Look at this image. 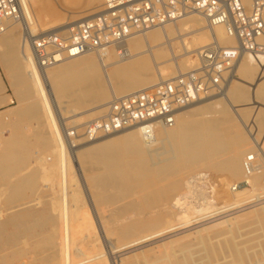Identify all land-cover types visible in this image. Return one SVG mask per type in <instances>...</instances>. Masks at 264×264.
<instances>
[{"label": "bare ground", "instance_id": "1", "mask_svg": "<svg viewBox=\"0 0 264 264\" xmlns=\"http://www.w3.org/2000/svg\"><path fill=\"white\" fill-rule=\"evenodd\" d=\"M22 1L24 3V7H25V12H24L25 20H22L21 22L8 20L7 21L8 29L5 33L2 34L3 37L1 38V43L5 44L8 47H11V45L14 46L15 38H17L16 49H14L17 51V53L10 56V60L14 61V63L16 62V65L19 68V70L16 74L18 75V78L21 82L22 92H25V95L32 97L33 102H34L33 104H35L34 116H36L37 118L43 119L42 121H44V126H45V128L47 130V134H48V136L45 137V139H46L45 145H47L49 147V149L47 150L48 152H44L43 154H41L39 158L35 159L34 163L40 165L39 167H40L41 172H42L41 179H44L43 181H45L47 183V186L50 187V189L53 191V195H54L50 199L51 200L50 211L56 212L57 215L55 214L56 217L54 218L53 217L54 213H52V214L50 213L51 215L49 214V217H51V219H52V217L54 219L58 218V223L57 224L55 223L56 225H54V227L52 226V229H53L52 232L58 233V234L57 233L56 234L58 235L59 241L57 242L55 240L54 241L52 240V239H54V238H52L54 236V234H53L51 237L52 241L50 240L48 242V243H52V244L56 245V247H57V249H56L57 251L54 250L55 253H52V255H50L51 260L52 259H54V260L59 259L60 264H111L110 262H108L105 259V257L107 256V255H104L105 250H103V248L105 246L104 247L102 246L105 243L100 246V244H101L99 242L100 240H97V239L94 241L90 240L91 243H89L87 246H85L84 242L80 243L81 239H79V237L80 236L84 237L85 235H87V234H85L83 236L84 233L89 234V239L90 238L94 239L96 237V234L98 235L97 227H99V226H100L102 232H104V233L106 232L105 237L112 238L111 236H114L118 240V242L119 241L121 242L120 244H118L119 247L117 250H113L116 248V246H114L115 244L113 245L112 243H110V244H112V246H111L112 252H110V251L109 252L112 255L111 259L114 260L115 258H118L119 256L114 255L113 252L119 251L121 249H128L132 246H135L139 243L147 241L151 238L154 239V237H156V236L158 237L159 235H162V236H160L162 238L163 235H165V233H169L172 231H174V233H175L176 230L180 229V227H183V226L185 227V226H187V224H190V223L193 224V222L197 223L199 221V224L197 223L198 225H195V226L193 225L194 226L193 228H197V227L201 226L200 230L195 229V231H197L199 233V231L205 230L207 238H210V236H208V233L206 232V230H208V232L210 231V233H211V231H214L219 226H224V225L231 226V225H233L235 223L236 219H238L240 217L243 218V216H245V215H247V216L253 215V217H257V216H260L263 214L259 210H262L264 208V200H263L264 193H262L261 195L259 194L258 196L255 193L256 194L255 195L253 193V192H255L253 190V189H255V186L253 184V189L247 188V187L243 188L244 186H242L241 187L242 189L232 190L233 193L231 192L230 196L228 197L227 193L230 189L229 187H231L230 186L231 183L229 180L223 178L219 174H217L218 176H220L218 179H215L216 176H215V178L214 177L211 178L212 175L210 176L209 174H205L203 177V180H201L202 183H205V184H203L205 186H206V184L208 186L209 185L208 183L213 184V185H211V184L210 185H211V187L214 186L213 187L214 188L213 193H215V196H214V194L211 193L212 191L211 192L209 191V190H211L210 189L211 187L209 186V190H207V192L209 191L211 194H213L214 197L210 198L211 200L206 202V204H204V206L195 205L190 200H188V194L191 192V187H192L190 184L191 181H189L187 183V187H189V189L180 193L181 195H179V196H181V197H174L168 205L166 202H167V199H169V197L172 195V193L174 191H177L181 187V181H180V179L177 178V176L179 174H181L182 172H185V171H193L196 168H198L200 166H204L206 164H209V167L213 168L217 172H222V173L226 174L230 178H237L241 175L242 176L245 175L246 177H249V179L255 180V182H256L257 179H259V177L262 178L264 176V164L259 163V161L261 162L262 158L264 159V139H261L260 142L257 141L258 146L257 145L256 146L258 147V149L256 151L255 150L252 151V153L257 152L255 155L257 160L254 163L248 162L249 156L246 157L247 150L242 146V144L238 143L234 139H231L230 141L228 140L229 141L228 143H222L220 139H216V140L213 139L216 134H218V133L220 134L221 131H223V129L228 126L227 124H230L232 122L231 118L227 115V112L224 110V108H227V104H226L227 102H229L230 104L231 103L233 104V102H235L237 104V106L239 107V109L241 110V112L243 113L244 118H248V116L249 117L252 116V118H253L252 119V122H253L252 126L254 127V129H256L257 131H260V132L263 131L264 127H262V125H264L263 124L264 118L259 117L258 114H260V112H259L260 110L264 111V77L263 78L260 77L258 80H256L257 86H256V89L253 88V90H250L244 84H240L239 87H237V90L233 91L232 84L233 83H235V84L245 83L249 79L256 78L257 77L256 73H258V69L251 68L249 66L248 62L250 63L251 61H253V62L254 61H261V60H264V58L258 59V58H255V57H252V56L246 54L244 56H241L238 59L237 63L235 64V66L231 70V75L236 70L238 62L243 57L250 56V58L245 57L241 60L239 66H238V70H237V73H239V77H235L232 81H230L231 83L229 81L226 83L224 91L222 92L224 94H221L222 97L224 96L223 102L221 103V101H219V100L216 102L215 101L210 102V104L212 103L215 105V108L220 109V114L213 117L210 121L211 124L216 126V129H215L216 132H214V134H212L211 137L205 138L200 134V132L192 131L191 126L189 124V120L191 117H190V114L187 110L182 112V118H181V121L179 123H178V117H177V121H176V124L174 126H172V127L159 126L156 129L155 136L152 140H147L146 137L143 135L142 131L137 127L127 128V129L136 130V131L127 132L128 135L125 138V141L127 142V144L133 149L135 154H143L145 156V159H146L145 164H146V166H148L152 170L153 176L155 178H158L159 180L161 179V180H167L168 181L167 185H164V186H161L158 188H154L151 191L150 196H146V198H145V202H148V203L152 202L153 204L160 203V205L162 204V206L155 213L154 222L152 224L151 223L144 224L141 222H129L127 224H121V222L124 221V219H126L125 217L120 216V217L116 218V217L111 216L110 218H107L104 221L101 219V225H100L99 218H98L97 214H95L94 216L88 215L89 213H91L88 210L89 209L88 203L90 201L88 202L84 196L83 186H82L84 184H81V181H80L81 179H79L77 174H76V169H75V165H74L75 162L73 161V154L75 153V151H76V153H78L84 149H87L91 145H89L85 148L79 149L77 140L74 141V143H75L74 145H73V143L69 142L68 135H67V132L70 131V129L68 128L69 123H67L68 117L63 116V111H65V110L63 108L61 109V101L58 100L59 98L57 99V96L55 94L56 93L55 92L56 87L57 86H65L67 84L69 85V83L71 81L75 80L78 73L73 72V70H75L76 68L77 69H85V68H89V67L95 68L94 66L100 65L101 68L103 69V74H104V79L102 80V78H101V84L104 81H106V83L109 84V86H111L112 98H114L115 96L127 95L130 93H133V90L138 91L140 89L156 85L157 83H159L162 80L170 79V78L176 76L180 72H185V70H190V68H194L196 66L195 64H197V62H196V60H193L190 57V55L192 53H197V51L200 48H203V47L209 45L215 37L219 40V42L221 44L227 45V46H233V47H235L237 45V40L234 37L230 36L223 26H216L215 29L212 30L211 28H209L207 26V22L204 19V17H202L198 13H195V15L194 14L188 15V16H186V17H184L178 21L168 23V24L161 26V27H156V28H152V29H149L146 31L134 33L133 35H131L128 38V40L123 45H113V46L107 48L106 50L101 51L100 54L99 53H88V54H84V55L77 56V57H71V58L63 59L62 61L58 62L57 64H55L51 67L42 68L36 62L35 55L33 52V47L31 45V43L26 41L24 38V34H23V29L25 28L24 21H26L30 25V29L34 35L38 34L37 33L38 30H42L43 32H56L55 30L51 31L52 29H54V27H56V26H51V24L54 22L56 23V21L58 22L59 20H61V16L62 15L66 16V13L64 14V12H62L61 8H63V7L59 8L58 6L55 5L56 2H55V4L52 3L53 2L52 0H22ZM89 1H90V5L88 8H86V10L84 9L82 11H79V10L70 11L71 17L76 20V21H72L74 24H78V23L82 22L84 19H87L85 15H84L85 17L82 16L84 13H87L88 15H93L94 13L97 14L96 12L99 11V7L102 6L101 4H100V6L94 4L95 1H93V0H89ZM33 6H35V8H33ZM63 9H65V8H63ZM193 16H197L195 18L193 24L196 26H199V28L191 29L189 32L185 33L183 35V37H177V36L171 37L170 36L171 33L166 32L165 28H167V27L172 28L171 26L177 25L179 22H181V21L183 22L186 19H188L189 17H193ZM62 18L63 19L61 21L64 22L63 20H65V19H64V17H62ZM61 21H59V22H61ZM65 22L62 24L63 25L66 24ZM204 23H205V26L203 25ZM18 24L22 25V34L19 33V28H17ZM187 24H188L187 21L183 22L182 26H183L184 30L189 29L191 27V26L187 27L186 26ZM69 26H70V24H69ZM65 27H66V25H65ZM65 27L62 26V28H65ZM178 28H179V25H178ZM172 29H174V27ZM67 30L69 31L70 29H67ZM200 30H204L205 33L203 32L200 34H196V33H199ZM174 31L175 30H172L173 36L175 35ZM192 33H193L194 40L192 43L191 42L189 43L186 39H187V36L192 35ZM18 39L20 40L19 43H18V41H19ZM177 40L180 42V44L184 48L183 49V50H185L184 56L187 58V59L184 58L187 62L184 65V68H182V69H181L180 65L178 66L179 69L176 66V62H177L178 58H177V54H175V52H174V50L176 49L174 44H175V41H177ZM19 44H20V46H19L20 50L18 47ZM194 45L195 46L198 45V46L193 48ZM10 50H12V48ZM93 55H95V56H93ZM163 59L164 60L165 59L166 60L172 59L173 63H171L169 61V64L160 66L161 60H163ZM150 61L154 65L155 69L157 70L156 75L159 79L158 82L156 81L157 83H155V80L154 81L152 80V75L150 73L148 74V73L144 72V71L148 72V70H150L149 63H148ZM121 65L125 66L127 69L130 70V72H128V73H130L131 76H130V74L128 75L126 73L123 77H127V76L129 77L130 76L129 78L128 77L125 78V80H123L119 84H113V80L115 78H118V70L121 69L120 68ZM139 69L144 70V71L142 72ZM166 74H171L173 76L169 77V76H166ZM2 87L3 86H2L1 81H0V91L2 90ZM227 90H228V94H226ZM119 94H122V95H119ZM229 94L231 95V97L228 98L227 95H229ZM216 95H220V94H216ZM208 98H210V97H208ZM208 98H205V99H208ZM205 99L195 101V102L187 105L186 107L194 105L195 103H200V102L204 101ZM28 103H29V101H28ZM106 105H107V103L101 104V106L92 108V109H90L84 113H87L86 115H89V116L94 115L99 111H105ZM186 107H184V108H186ZM184 108H182L180 110V112ZM66 112H65V114H66ZM72 112H75V111H72ZM180 112H179V114H180ZM84 113H81V115H83ZM179 114H178V116H179ZM74 115L77 116L80 114L75 113ZM36 117H35V119H36ZM79 118L81 119V116H79L78 119ZM11 119H12L11 116H7L6 119L4 117H0V124H2L4 122H10ZM4 124L0 125V126L5 127ZM84 124L85 123H82L81 125L79 124L78 126H83ZM4 129H6V128H4ZM82 129H83V127H82ZM127 129H125V130H127ZM4 131L3 132L1 131V133H4ZM122 131H124V130H121L119 132H115L112 134H108V135L117 134V133H120ZM6 133H8V132H6ZM5 135L7 136V134H5ZM103 136L107 137L106 135H103ZM137 137H139L138 139H140L142 144H139ZM0 138H1V136H0ZM6 138H8V137H6ZM6 138L3 137L0 140V148L2 147L1 144L4 145V149L0 150V173H1L0 178L1 179L3 178V180L5 179L8 181L10 179L9 177L11 176V174L15 171L14 165H17L20 162H22L24 164V162H26V160H28L31 157H30V154L27 155V157H25V153H26L25 151H24L25 153L17 151L22 146V144L20 143L21 138H19L17 136H10V138H8L9 140ZM101 138H102V136H101ZM97 139H95V140L97 141ZM99 139H100V137H99ZM110 139H113V138H109L108 140H106V142H109ZM160 139H161V142H159ZM255 139H256V137H255ZM95 140H92V141L95 142ZM88 143H92V142H88ZM88 143H86V144H88ZM74 147H77V149ZM80 147H83V145L82 146L80 145ZM221 147L224 149L228 148L229 150H231V149L235 150V153L231 154L226 159L217 160V159H215L216 157H215L214 152L216 150L220 151L219 148H221ZM124 152H125V150H124ZM13 157H16L17 160H13L12 159ZM124 158H126V157H124ZM249 179H245V180H247L248 183L251 185V183H250L251 180L249 181ZM5 180L1 184H4V182H6ZM198 181H200V180H198ZM10 184H11V182L10 183L8 182V185H6V186L9 187ZM188 184H190V185H188ZM195 184H196V182H195ZM4 185H1V187ZM85 185H86V183H85ZM200 185H201V183H200ZM201 186H200V188H201ZM23 187L24 186L22 184L17 185V183H16L15 187H12V188L9 187L8 189L5 188L4 190L7 189L9 191V193H11L13 195L15 194L16 196L15 195L14 196L17 198V197H19L17 194L19 192H21ZM206 188L208 189V187H205V189ZM227 188H228V190H227ZM205 189H203V187H202V190L205 191ZM0 190H1V188H0ZM5 194H8V193L5 192ZM19 195H21V194H19ZM253 195L256 197H254ZM0 196H2V195H0ZM15 197H12V198H15ZM210 197H212V196H210ZM254 199L255 200L259 199V202L257 204L245 206L244 208L238 209V207H242L243 205H247L250 201H254ZM90 200H91V197H90ZM217 200H219V201L221 200V201L219 202ZM28 202H30V201H28ZM17 203L15 205H10L6 210L2 209V207H4L3 205L1 206V208H0V229L6 223H10L11 225H14L16 227L24 226V228L26 230H28L27 226H28V223L30 222L29 219L31 217H33V211L34 210L28 209V208L26 209L25 206L27 204L25 202H23L24 204L21 201H20V203H19V201ZM3 204H5V203H3ZM142 204H143V202H139V203H135L133 206H138V208L140 209ZM260 205H263V206L261 207ZM214 206H216V207H214ZM258 206H260L261 208H254V207H258ZM252 208H254V209L250 210ZM134 209H137V207H134ZM234 209H238V210H234ZM232 210H234V211H232ZM246 210H248V212H245L244 214L237 215V214H239L243 211H246ZM42 212L44 213V211H42ZM131 212H134V211L132 210ZM85 213L87 214L86 216H84ZM45 214H42V216L44 215L43 218L47 217L48 220H50L49 217L46 216ZM5 215H7L6 216L7 218L5 217ZM128 216H129V218H131V214H128ZM93 217L96 218L95 219L96 222L93 219ZM4 218H6V219H4ZM40 218L41 217L39 216L37 218V220ZM33 219H34V221H36L35 218H33ZM40 220H42V219H40ZM34 221H33V223H35ZM54 222H57V221L55 220ZM54 222H53V224H54ZM204 225H208V226L205 227ZM151 226H157L160 228L156 231H153L152 233H149V234L144 233V235H140L135 239L128 240L129 237H131V235H133L135 232L145 231L147 228H149ZM189 229H186V231L188 232ZM30 231H32V229H30ZM192 231H193V229H192ZM23 232L27 233L29 231L23 230ZM23 232L21 231V233H23ZM187 232H185V233H187ZM26 233H23V234L25 235ZM180 233H183V232H180ZM189 233L190 232H188V234ZM191 233L193 234V232H191ZM191 233H190V235H191ZM139 234H141V233H139ZM26 235H28V234H26ZM30 235H32V233H30ZM109 235H111V236H109ZM171 235H176V233L171 234ZM185 236H188V235H185ZM194 236H197V235H194ZM99 237L100 236H97V238H99ZM166 237H168V236H166ZM177 237H178V235H177ZM183 238H185V237H183ZM192 238H193V236H191V239ZM197 238H198V236H197ZM165 239L163 238L162 241L163 240L165 241ZM167 239H169V238H167ZM82 240L85 241L86 239L84 240V238H82ZM122 240L123 241L125 240V242H122ZM105 241L106 240L104 239V242ZM167 241H168V243H171V242H169V240H167ZM171 241H172V239H171ZM166 242L162 243L163 244L162 246H165L164 244ZM83 243H84V245H83ZM201 243H202V240H201ZM237 243H235L236 247L240 245L239 243L237 245ZM253 243H254V241H253ZM110 244H109V246H110ZM152 244H153V242H152ZM243 244H241L242 247H243ZM248 244H250V246ZM248 244H246L247 248L248 247L251 248V246H253V245H251V242L250 243L248 242ZM254 244L256 245L257 243L255 242ZM166 245H168V244H166ZM169 245H171V244H169ZM194 245L195 244L192 245L193 248H195ZM198 245H200V244H198ZM198 245H197V247H198ZM241 245H240V247H241ZM263 245H264V243H263ZM263 245H262V247H263ZM143 246H145V245H143ZM188 246L190 247V245H188ZM246 246H244V248ZM73 247H75V249L79 252L80 255L84 256L83 259L74 260L75 256H74V252H73ZM101 248H102V250H101ZM138 248L139 247H137V249ZM244 248H242V249L244 250ZM258 248H259V246H258ZM142 249H140V250H142ZM242 249H240V250H242ZM76 250H74V251H76ZM234 250H236V248ZM237 250H239V248ZM237 250L235 252H238ZM240 250H239V252H240ZM133 251H134V249H133ZM149 251L153 252L156 250L152 249V251L151 250H149ZM190 252L193 254V252H196V251L192 250ZM197 253H198L197 254V257H198L199 252H197ZM202 254H203V252H202ZM119 255L121 256L123 254H119ZM205 255L206 254H204L203 257ZM210 255H212V254H210ZM76 256H78V255H76ZM184 256L186 257V254ZM187 256H188V253H187ZM190 256H192V255H190ZM208 256L209 255H207L205 257L208 258ZM81 257H78V258L80 259ZM211 258H212V256H211ZM256 258H258V257H256ZM256 258H254V259L256 260ZM129 259H131V258H129ZM191 259H192L191 260V262H192L193 258H191ZM197 259L198 260L195 262V264H198V262H200V264H201V261H199V258H197ZM209 259H210V256H209ZM262 259H263V257H262ZM201 260H202V262L206 261L203 259H201ZM232 260H233V256H232ZM121 261H122L121 264H123V259H121ZM186 261L188 262L189 258L186 259L185 262ZM208 261L209 260L207 259L205 264H207ZM232 262H234V261H232ZM236 262H237V259H236ZM236 262L234 264H236ZM118 263H119V261H118ZM250 264H257V263H256V261H253ZM260 264H262V263H260Z\"/></svg>", "mask_w": 264, "mask_h": 264}, {"label": "rangeland", "instance_id": "2", "mask_svg": "<svg viewBox=\"0 0 264 264\" xmlns=\"http://www.w3.org/2000/svg\"><path fill=\"white\" fill-rule=\"evenodd\" d=\"M52 1H53L52 3H54V4L56 2L55 5L58 6L59 8H61V7L65 8V9H63V8H61V9H62V12H64V14L66 13V16L65 15L61 16V20L63 19L62 17H64L65 20H63V21L64 22L66 21L65 22L66 24L63 25L62 23H64V22H62L61 20H59L61 22L56 21V23L54 22L51 24V26H56L51 31L55 30L56 32H67L68 31L67 29H71L72 27L77 25V24H74L72 22V21H76V20L71 17L70 11H74V10L82 11L84 9L86 10V8H88L90 5L89 0H52ZM93 1H95L94 4L100 6V4L101 5L103 4L104 0H93ZM33 8H35V6H33ZM100 11H102V6L99 7L98 12H100ZM98 12H96V13L98 14ZM94 14L88 15L87 13H84L82 16L83 17L86 16V18L89 19V18H92L96 15V14L95 15ZM196 17L197 16L189 17L188 19L183 21V22H186V21L188 22V24L186 26L187 27L191 26L189 29L184 30V28L182 26L183 22L181 21L177 25L171 26L172 28L174 27V29L167 27V28H165V30L167 33H171V35H170L171 37H175V36L183 37V35L185 33L189 32L191 29L199 28V26H196L193 24ZM69 24H70V26H69ZM65 25H66V27H65ZM178 25H179V28H178ZM203 25L205 26V23ZM62 26H64L65 28H62ZM17 28H19V33L22 34V25L18 24ZM172 30H175L174 36L172 35ZM42 32H43L42 30L37 31V33H42ZM203 32L205 33L204 30H200L199 33H196V34H200ZM2 37H3V35H0V69H1V72H2L3 77H4V81H2L3 87H2V90L0 91V101H3V102L6 101V103L8 105L0 110V117H4L6 119L7 116H11L12 119L10 120V122H4L5 124L4 123L0 124V125L4 124V126H5V127L0 126V136H1V138H3V137L4 138H6V137L10 138V136H17V137L21 138L20 143L22 144V146L17 151H20L23 153L26 152L25 157H27V155L30 154L31 158L26 160V162H24V164L22 162H20L17 165H14L15 171L11 174V176L9 177L10 179L8 181L4 179L6 181V182H4L5 185L1 184V183H3L4 180H3V178L2 179L0 178V188H1L0 195H2V196H0L2 198V199L0 198V203H1L0 208L3 205L4 207H2V209L6 210L10 205H15L18 201H19V203L21 201L22 203L25 202L27 204V205L25 204L26 206L24 205L26 209L28 208V209H32L34 211H33V217H31L29 219L30 222L28 221L29 222L28 226H27L28 230H26L24 228V226L16 227L14 225H11L10 223H6L0 229V264H60L59 259H56V260L52 259L51 260V258H50V255H52V253H55L54 250L57 249L56 245H54L52 243H48L51 240V237L53 234H54V236L52 238H54V239H52V240L53 241L55 240L57 242L59 241L58 235H57L58 233L56 232L57 233L56 234V233L52 232V230H53L52 226L54 227V225H56L58 223V218L54 219L57 215L56 212L50 211V209H51L50 208V204H51L50 199L54 196L53 191L50 189L49 186H47V183L45 181H43L44 179H41L42 172H41V169L39 167L40 165L34 163L35 159L39 158L41 154H43L44 152H48L47 150L49 149V147L47 145H45L46 144L45 143L46 142L45 137L48 136L47 130L44 126V121H42L43 119H40V118H37L36 116H34L35 104H33L34 103L33 99L31 96L25 95V92H22L21 82L18 78V75L16 74L18 72L19 68L16 65V62L14 63V61L10 60V56L17 53V51L14 50V49H16L17 38H15L14 46L11 45V47H8L5 44L1 43ZM186 40L189 43L190 42L192 43L194 40L193 33H192V35H188ZM19 42H20V40L18 41V43ZM174 45L176 48L174 50V52H175V54H177V58H178V60L176 62V66L178 68V66L180 65V67L182 69V68H184V65L187 62L185 60L187 58L184 56L185 50H183L184 48L182 47V45L180 44V42L178 40L175 41ZM19 46H20V44L18 45V47ZM197 46L198 45H196V46L194 45L193 48L197 47ZM9 48L10 49L12 48V50H10ZM19 50H20V47H19ZM93 56H95V55H93ZM190 57L193 60H196V62H197L196 55L194 53H192L190 55ZM245 57L250 58V56H245ZM245 57H243V58H245ZM241 60L238 62L237 68L232 73V75H231V72H228V74H227L228 79L227 80L229 82L232 81L235 77H239V73H237V70H238V66H239ZM169 61L171 63H173L172 59L171 60H166V59L161 60L160 66L169 64ZM148 63H149V67H150V70H148V72H146L144 70H140V69L139 70L142 72L144 71L145 73H148V74L150 73L152 75V80L153 81L155 80V83H157L159 80L157 75H156L157 70L155 69V67L151 63V61ZM248 64L251 68L258 69V73H256L257 77L253 78V79H249L245 83H237V84L233 83L232 84L233 91H236L237 87H239L240 84H244L250 90H253V88L256 89V86H257L256 80H258L260 77L261 78L264 77V60L254 61V62L251 61L250 63L248 62ZM195 65H197V64H195ZM94 67L95 68L89 67V68H85V69H77L76 68L77 70L76 69L73 70V72L78 73L76 79L71 81L69 83V85L67 84L65 86H57L55 89L56 90L55 94L57 96V99L59 98L58 100L61 101V109L63 108L65 110V111H63V116L68 117V120H67V123H69L68 128L70 130L71 129H77L80 133L83 131L82 127L85 124L83 126H78L79 124L81 125L82 123L89 122L90 120L101 116L105 111H99L96 114L90 115V116L86 115L87 113H84V112H87L88 110H90L92 108L101 106V104H104V103H107V105H108L109 101H111V99H112L111 86H109V84H107L106 81H104L101 84V78H102V80L104 79L103 69L101 68L100 65H97ZM120 68L121 69L118 70V78H115L113 80V84L121 83L123 80H125V78L128 77L127 75H126L127 77H123V76L126 73L128 75L130 74V73H128V72H130V70L127 69L125 66L121 65ZM190 69H192V68H190ZM185 71H188V70H185ZM130 76H131V74H130ZM166 76L172 77L173 75L166 74ZM134 91L135 90H133V92ZM223 91L224 90H222L220 93H217L220 95L213 94L214 95V96L212 95L213 97L210 96V98L205 99L204 101H202L200 103H195L194 105H191L189 107L184 108L178 116V123L181 121L182 112L187 110L190 114V117H191L189 120V124L191 126L192 131L200 132V134L205 138L211 137L212 134H214V132H216V130H215L216 126L211 124L210 121L213 117L220 114V109L215 108V105L212 103L210 104V102H214V101L216 102L219 100L222 103L224 100V98H223L224 96L222 97V95H221V94H224V93H222ZM226 94H228V90H227ZM119 95H122V94H119ZM227 97L229 98V97H231V95L229 94V95H227ZM4 99H6V100H4ZM28 101H29V103H28ZM226 104H227V108H224V110L227 112V115L231 118L232 122L230 124H227L228 126L225 127L223 129V131H221L220 134L219 133L216 134L213 139L214 140L220 139L222 143H228L231 139H234L238 143L242 144V146L247 150L246 157H248L252 153V151H254V150L256 151L258 149V147H257L258 142L257 141L260 142L261 139H264V129L261 132L254 129V127L252 126L253 125L252 116H250V117L248 116V118H244L243 113L241 112V110L239 109V107L237 106V104L235 102H233L234 105L232 103L230 104L229 102H227ZM72 111H75V112H72ZM65 112H66V114H65ZM259 112H260V114H258V116L264 118V111L260 110ZM75 113L80 114V115L75 116L74 115ZM81 113H84L83 114L84 116L81 115ZM79 116H81V119L80 118L78 119ZM35 117H36V119H35ZM262 127H264V125H262ZM4 128H6V129L8 128V129L6 130ZM1 131L2 132L4 131V133H1ZM129 131H136V130L127 129V130H124V131L117 133V134L106 135L107 137L102 136V138L101 137H100V139L98 138L97 141L95 140V142L88 141L85 139L84 140L81 139V140L77 141L79 149H82V148H85V147L91 145L87 149H84L78 153H76V151H75V153L73 154V161L75 162L74 165H75V169H76V174H77L78 178L81 179L80 180L81 184H84V185H82L84 196L88 202L90 201L88 203V205H89L88 210L91 213H89L88 215L94 216L95 214H97V216L99 218L100 225H101V219L104 221L105 219L110 218L111 216L116 217V218H118L120 216L125 217L126 219H124V221H122L121 224H127L129 222H141L144 224H148V223L152 224L154 222L155 213L162 206V204L160 205V203L153 204L152 202H149V203L145 202V198H146V196H150L151 191L154 188H158V187L167 185L168 181L167 180H161V179L159 180L158 178H155L153 176L152 170L148 166H146V164H145V161H146L145 156L143 154H135L134 153L133 149L125 141V138L128 135L127 132H129ZM6 132H8L9 134ZM5 134H7V136ZM255 137H256V139H255ZM1 138H0V140H1ZM8 138H6V139H8ZM109 138H113V139H110L109 142H106V140H108ZM138 138L139 137H137L139 144H142V142ZM87 141L92 142V143H88ZM159 142H161V139ZM86 143H88V144H86ZM80 145L81 146L83 145V147H80ZM1 146L2 147L0 148V150H3L4 145L1 144ZM74 148L77 149V147H74ZM227 149L228 148L224 149L221 147V148H219L220 151L216 150L214 152L215 157H216L215 159L223 160V159H226L227 157H229L231 154L235 153V150H232V149L227 150ZM124 150H125V152H124ZM124 157H126V158H124ZM12 159L17 160L16 157H13ZM259 163L264 164V159L262 158L261 162L259 161ZM196 169L193 171L182 172L181 174H179L177 176V178L180 179V181H181V187L177 191H174L172 193V195L169 197V199H167V202H166L167 205L170 203V201H172V199L174 197H181V196H179V195H181L180 193L188 190L189 187H187V183L189 181H192L190 183L192 187H191V192L188 194V200H190L195 205L204 206V204H206V202L211 200L210 198H213L215 196V193H213L214 192V190H213L214 186L211 187V185H213V184L208 183L209 185L207 186V184H206V186H205V185H203L205 183L201 182V180H203V177L205 174H209L210 176L212 175L211 178H213V177L215 178V176H216L215 179H218L220 176H222L223 178L229 180L231 183L230 184L231 187H229L230 189L227 193L228 197L230 196V193L232 192V190H234L233 188L237 185L242 184V182H244L243 188L247 187V188L253 189V184H254L255 189H253V190L255 192H253V193L254 194L256 193L257 196L259 194L261 195L262 193H264V176L262 178L259 177V179H257V181L255 182V180H251V179H249V177H246L245 175H243V176L241 175L237 178H230L226 174H224L222 172H217L213 168L209 167V164H206L204 166H200ZM217 174H219L220 176H218ZM195 178L197 180L196 184H195V182H193V180ZM245 179H249V181L251 180L250 181L251 185L246 184ZM198 180H200V181H198ZM8 182L9 183L11 182V184L9 186L11 188L15 187L16 183H17V185L22 184L24 186L22 188L21 192H19L17 194L19 196V197H17L18 199L15 197L16 196L15 194H14L15 195L14 196L13 194L9 193V191L7 190L9 188L8 186H6V185H8ZM85 183H86V185H85ZM200 183L202 186L200 185ZM190 184H188V185H190ZM1 185H4V186L1 187ZM200 186H201V188H200ZM209 186L211 187L210 188L211 190H209ZM202 187H203V189H205V187H208V189L206 188L204 191V190H202ZM5 188H7V189L4 190ZM238 189H242V188L238 187ZM207 190H209L210 192L212 191L211 193H213L214 196L209 191L207 192ZM227 190H228V188H227ZM5 192L8 194H5ZM19 194H21V195H19ZM210 196H212V197H210ZM12 197H15V198H12ZM90 197H91V200H90ZM263 200H264V198H263ZM28 201H30V202H28ZM217 201H219V200H217ZM2 202L5 204H3ZM139 202H143L140 209L138 208V206H133L135 203H139ZM245 206L246 205H243L242 207H238V209L244 208ZM260 206L262 207L263 205H260ZM260 206L254 207V208H261ZM134 207H137V209H134ZM214 207H216V206H214ZM254 208H252L250 210H253ZM131 209L134 212H131L132 211ZM238 209H234V210H238ZM234 210H232V211H234ZM42 211H44V213ZM259 211L261 213H263L260 216L253 217V215H251V216L245 215V216H243V218L242 217L238 218L239 220L236 219L235 223L231 226H226V225L219 226L214 231H211V233H210V231L208 232V230H206V232L208 233V236H210V238H207L205 230L199 231V233L197 231H195V229L200 230L201 226L197 227V228H193L195 225L199 224V221L197 222L198 224L195 222H193V224L192 223L187 224V226H185L186 228L183 226V227H180L179 230H176V232H175L176 235H171V234H175L174 231H172V232H169L170 234L165 233V235L168 237L163 235V237L161 238L160 236H162V235H159L158 237L157 236L154 237V239L151 238L147 241L139 243V244L132 246L128 249H121L119 251L113 252L114 255L119 256L118 258H115L114 260L111 259V256H112L110 253V252H112L111 246H112V244L113 245L115 244L114 246H116V248L113 250H117L119 247L118 244H120L121 242L120 241L118 242V240L114 236H111V235H109V236H111L112 238L105 237L106 232L105 233L102 232L100 226L97 227L98 235L96 234V237L94 239L93 238L89 239L88 233H84L83 236L85 234H87V235H85L86 237L80 236L79 239H81L80 243L81 242L85 243V246H87L89 243H91V241H94L96 239L100 240L99 241L101 243L100 246L105 243L104 245H102L103 247L107 246L106 248L104 247L105 249L102 247L103 250H105L104 255H107L105 257V259L108 262H110L111 264H113V263L114 264H121V262H122L121 259H123V264H190V263L195 264V262L198 260L197 258H199V261H201V264L202 263L205 264L207 259L210 261V262L208 261L207 264L208 263L209 264L210 263L211 264H213V263L214 264H232V263L234 264L236 262V259L238 262V263L236 262V264H250L253 261H256L257 264L258 263L263 264L264 263L263 262L264 261V256H263L264 255V252H263L264 251V245H263V243H264V208L262 210H259ZM40 212L42 214L46 213L45 215L48 217H49L50 213L51 214L54 213V216H53L54 218L52 217V219H51V217H49L50 220H48V218L45 217L47 219L46 220L45 218H43L44 215L42 216V214ZM245 212H248V210L243 211L237 215L244 214ZM128 214H131V218H129ZM36 215L37 216L39 215L41 217L40 219H42V220H40V219L37 220V218L39 216L37 217ZM86 215L87 214L85 213L84 216H86ZM6 216L7 215H5V217ZM6 218H4V219H6ZM33 218H35L36 221H34ZM93 219L95 220L96 218L93 217ZM55 220L57 222H54ZM33 221L35 223H33ZM53 222H54V224H53ZM95 222H96V220H95ZM204 226L206 227L208 225H204ZM159 228L160 227H157V226H151V227L147 228L145 231H137L133 235H131V237H129L128 240L135 239L140 235H144V233L145 234L152 233L153 231H156ZM22 229L24 231H29V232H27V233L23 232ZM30 229H32V231H30ZM186 229H189L188 232H190V233L193 232V234L192 233H191V235H190V233L188 234ZM192 229H193V231H192ZM20 230L23 233H26L28 235H26V234L24 235L23 233H21ZM180 232H183V233H180ZM185 232H187V233H185ZM30 233H32V235H30ZM139 233H141V234H139ZM177 235H178V237H177ZM185 235H188L190 238L188 236H185ZM194 235H197L198 238H197V236H194ZM97 236H100L99 237L100 239L97 238ZM191 236H193V238H192L193 240L191 239ZM81 237L84 238V240L85 239L86 240L83 241ZM183 237H185L186 239ZM163 238L164 239L166 238L165 241L164 240L162 241ZM167 238H169V239H167ZM104 239L106 240L105 242H104ZM171 239L173 242L171 241ZM167 240H169V242H171V243H168ZM201 240H202L203 244L201 243ZM253 241H254V243L256 242L257 244L255 245L253 243ZM122 242H125V240L124 241L122 240ZM152 242H153V244H152ZM164 242H166L164 244L165 246H162L163 245L162 243H164ZM237 242L240 245L243 243L245 244V245L243 244V247L241 245L242 248H244V246H246V244H248V242L249 243L251 242V245H253V246H251V248L248 247L249 249L246 246L243 250L240 247V245L237 247L235 246L236 245L235 243H237ZM84 243H83V245H84ZM108 243L109 244L112 243V244H110V246H109ZM238 243H237V245H238ZM142 244L145 246H143ZM166 244H168V245H166ZM169 244H171V245H169ZM191 244L192 245L195 244L194 245L195 248H193V246ZM198 244H200L201 246ZM188 245H190V247ZM197 245H198V247H197ZM248 245L250 246V244H248ZM262 245H263V247H262ZM258 246H259V248H258ZM137 247H139V248L137 249ZM102 248H101V250H102ZM235 248H236V250L238 248H239V250L240 249H242V250H240V252H239V250H237L238 252H235L236 251V250H234ZM133 249H134V251H133ZM140 249H142V250H140ZM152 249L156 250V251L150 252L149 250L152 251ZM74 250H76L75 247H73V252H74V256H75L74 260H81L84 258V256L80 255L77 250H76L77 252ZM128 250L129 251L131 250V251L129 252ZM192 250L196 251V252H193L194 255L190 252ZM197 252H199L198 257H197V254H198ZM202 252H203V254H202ZM187 253H188V256H187ZM119 254H123L124 256L123 255L120 256ZM185 254H186V257L184 256ZM204 254H206L205 256L209 255L210 259H209V256H208V258L204 256L205 257L204 258L203 257ZM210 254H212V255H210ZM76 255H78V256H76ZM190 255H192L193 257ZM211 256H212V258H211ZM232 256H233V260H232ZM261 256L263 257V259ZM78 257H81V258L79 259ZM128 257L131 259H129ZM256 257H258V258H256ZM188 258H189V261L185 262V260ZM191 258H193L194 262L193 261L191 262V260H192ZM254 258H256V260ZM201 259L206 260V261L202 262ZM118 261H119V263H118ZM232 261H234V262H232ZM198 264H200V262H198Z\"/></svg>", "mask_w": 264, "mask_h": 264}, {"label": "built area", "instance_id": "3", "mask_svg": "<svg viewBox=\"0 0 264 264\" xmlns=\"http://www.w3.org/2000/svg\"><path fill=\"white\" fill-rule=\"evenodd\" d=\"M24 12L22 0H0V35L7 31L8 20H25ZM195 13L204 17L212 30L223 26L237 45H223L215 37L194 53V68L156 85L115 96L101 116L85 123L81 133L77 129L68 131L69 142L74 145L75 140L92 141L131 127L139 128L147 140H152L159 126L176 124L182 108L220 93L228 82V72L241 56L264 58V0H104L102 11L69 31L35 35L24 21V38L31 43L36 62L47 68L63 59L100 54L113 45H123L134 33ZM256 153L249 155V163L257 160ZM246 184L249 185L247 180ZM243 185L244 182L233 189ZM258 201L254 199L246 206Z\"/></svg>", "mask_w": 264, "mask_h": 264}, {"label": "crops", "instance_id": "4", "mask_svg": "<svg viewBox=\"0 0 264 264\" xmlns=\"http://www.w3.org/2000/svg\"><path fill=\"white\" fill-rule=\"evenodd\" d=\"M0 81H1V84H2V81H4V77H3V74L1 72V69H0ZM4 94V93H3ZM6 100V99H4ZM8 104L6 103V101H0V110L3 109L4 107H6Z\"/></svg>", "mask_w": 264, "mask_h": 264}]
</instances>
